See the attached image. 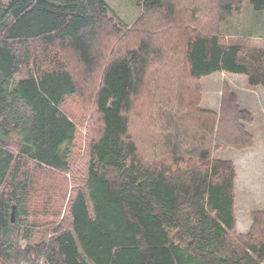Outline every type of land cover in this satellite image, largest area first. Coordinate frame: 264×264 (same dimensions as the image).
<instances>
[{"label":"trees","instance_id":"16d2710c","mask_svg":"<svg viewBox=\"0 0 264 264\" xmlns=\"http://www.w3.org/2000/svg\"><path fill=\"white\" fill-rule=\"evenodd\" d=\"M176 1L144 0L125 34L107 0H0V264H264V211L234 244L235 169L212 161L214 147H252L244 125L251 117L227 87L219 116L199 108L200 81L218 72L264 88V51L226 45L218 33L246 0ZM182 1L187 19L168 21ZM249 1L264 10V0ZM209 15L213 32L200 27ZM159 16L174 33L176 50L167 51L182 60L170 67L176 83L162 87L160 77L149 95L154 115L143 128L156 160L147 163L129 115L164 55L146 33ZM105 37L113 47H101ZM72 96L84 113L94 104L101 131L91 119L84 183L66 218L40 224L29 210V166L69 171L78 126L62 106Z\"/></svg>","mask_w":264,"mask_h":264},{"label":"rangeland","instance_id":"374dc122","mask_svg":"<svg viewBox=\"0 0 264 264\" xmlns=\"http://www.w3.org/2000/svg\"><path fill=\"white\" fill-rule=\"evenodd\" d=\"M143 1L107 0L113 12L116 14V18H119L126 27L128 26V29L126 31L124 30L125 34L133 29L134 24L143 15ZM176 2L180 4L178 0ZM180 6L178 7L179 10L175 18H169L167 19L168 21L179 24L187 19V15L183 13V7L185 6L183 1ZM157 18H152V20H156ZM207 18L200 27L213 32L216 15H209ZM158 19L161 22L160 26L155 25L154 20L151 22V26L154 25V27H151L150 31L145 32L148 38H153V42H155L153 45L156 49L163 48L164 55L162 60L158 62L159 64L157 66L154 64L153 68H151L145 89L135 100V110L129 115L130 122L135 128L132 129L131 134L133 133L134 135H132L135 139L140 142V147L144 148V151L141 150L140 153L147 163H152L156 160L154 156L155 152L149 148L151 142H146L148 135H152L151 129L147 130L148 127L146 126L143 128L145 118L154 115V109L149 95H152L155 91L153 87L160 80V77H162L160 81L162 87H165L167 84L164 83V80H168V82L173 80L175 82V74L171 77L172 69L170 67L174 65V59L178 58V60H182L181 56H179L180 54L174 56V52L167 51L169 49L176 50L173 42L169 40L174 33L169 30L168 32L171 34L168 35L164 31L167 29L164 27H168L165 20L161 19L160 16ZM218 33L226 45H240L246 50L264 51V10L255 11L250 1L246 0L239 12H234L230 18L219 24ZM177 34L180 37L183 35L179 31V28ZM159 36H162L161 39L164 38L170 42L165 43V40H160ZM102 39L101 47L106 49L113 47V41L109 38L105 37ZM178 46L180 47L181 44H178ZM65 59L69 61L71 66H76V58L74 56L67 54ZM103 67L104 65L100 66V69L96 72L98 74L97 76L95 73L93 82L89 81L92 89H96V86L100 83ZM180 73V79H183L185 76L182 70H180ZM226 87L237 98L239 108L251 117V120L244 125L253 140L252 147L247 149L233 146L217 149L214 147L212 153V161L229 162L235 169L234 215L236 227L230 234V240L236 245H242L243 242L240 237L247 236L251 232L253 227V214L264 211V88H251L248 85L246 77L242 75L226 72L215 73L211 76L204 77L200 81V110L216 113L219 116ZM88 108V113L82 111L80 100L77 96L66 98L62 106V111L78 126V134L70 159L69 171L58 172L38 167L35 164L29 166L30 173L34 179V191L29 199V210L32 216L37 214V221L40 224L51 222H55L57 225L60 224L67 216L68 203L74 190L81 187L84 183L87 163L89 162L88 142L91 119H93L95 132L97 131L98 134L101 131L98 116L94 111V104L92 106L88 105ZM138 116H140V120H138ZM92 130V137H94L95 132ZM152 133L155 132L152 131ZM46 228L42 227L41 230L44 231ZM39 237L36 236V239Z\"/></svg>","mask_w":264,"mask_h":264},{"label":"water","instance_id":"95a60500","mask_svg":"<svg viewBox=\"0 0 264 264\" xmlns=\"http://www.w3.org/2000/svg\"><path fill=\"white\" fill-rule=\"evenodd\" d=\"M15 210H16V208L13 207V211H12V220L13 221H15Z\"/></svg>","mask_w":264,"mask_h":264},{"label":"built area","instance_id":"2783aa9c","mask_svg":"<svg viewBox=\"0 0 264 264\" xmlns=\"http://www.w3.org/2000/svg\"><path fill=\"white\" fill-rule=\"evenodd\" d=\"M43 262H44V261L42 260V261H41V264H44Z\"/></svg>","mask_w":264,"mask_h":264}]
</instances>
